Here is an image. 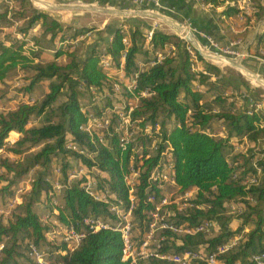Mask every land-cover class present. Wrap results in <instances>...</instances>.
Segmentation results:
<instances>
[{
	"label": "trees",
	"instance_id": "16d2710c",
	"mask_svg": "<svg viewBox=\"0 0 264 264\" xmlns=\"http://www.w3.org/2000/svg\"><path fill=\"white\" fill-rule=\"evenodd\" d=\"M11 1L12 10L6 1L0 8V83L12 70H18L28 74V85L22 89L24 93H32L41 83H47L48 91L34 103H20L14 110L0 112V150L5 153L0 156V199L5 203L20 180L36 170L29 195L21 197V203L9 219H0V243H4L0 264H19L21 259L28 262V242L48 248L50 255L60 264H130L129 261H122L123 243L118 232L101 230L90 233L68 256L55 255V250L65 247L55 245L46 238L49 227L41 222V214L50 207L48 194L52 187L48 180L53 176L52 165L57 161L62 166L63 177L72 168L71 162L96 165L107 173L108 178L104 182L116 193V198L122 199L125 206L128 203L120 167L114 161L116 140L109 139V148L95 145L86 133L79 130L87 120V112H82L81 99L86 97L90 88L101 91L111 88V81L98 66L97 46L81 58L76 50L69 52L62 47L55 48L53 56L45 60L44 47L38 45L37 40L34 41L38 50H33L25 49L26 42L18 41L13 34L2 36L4 24L15 21L25 23V27L16 32L26 36L31 29L41 25L43 36L49 34V41L55 43L66 40L67 33L69 38L76 39L78 34L95 29L76 31L71 27L65 28L47 13L35 10L29 0ZM240 1L203 0L212 9L221 8L218 13L220 19L238 15ZM123 36L121 29H116L106 50L115 67L119 66L121 54L125 51L123 68L127 77L137 72V56L147 57L148 53L162 49L164 45L176 48L174 57H166L158 66L139 73L138 88H148L152 96L143 99L140 109L134 113L152 122H160L164 142L172 155L180 193L196 191L194 198L189 200L191 207L179 209L173 205L164 208V213L175 225L194 227L211 221L219 229L211 237L201 233L190 236L159 231L156 239L163 237L164 240L160 242L158 252L182 254L190 250L210 253L245 231L237 246L218 257V264H255L249 260L250 256L264 253V109L255 111L246 101L241 106L235 105L229 97L217 92L212 100L209 94L226 87L244 90L253 99L256 94L243 83L244 89L225 83L219 68L195 50L192 51L198 68L193 69L185 42L175 35L155 31L147 51L143 49L145 34L138 27L130 29V44L127 47ZM61 56L68 58L65 64L57 63ZM256 100L255 103L259 104L260 101ZM90 107L96 112L95 107ZM40 119L41 125H32ZM217 123L221 127L218 132L214 131V124ZM12 132L17 133L18 138L10 147L4 148ZM67 142L86 147L96 154L89 159L67 151ZM235 143L243 145L237 153L233 151ZM155 161L157 159L148 161L146 166L151 168ZM149 170L146 168L142 172L135 192L132 220L133 234L137 230L135 225L139 229L137 236L133 237L136 245L147 235L150 212L154 209L148 201L152 191L147 183ZM251 179L256 182L250 183ZM238 202L241 209L231 216L227 207ZM37 205H44L45 209L38 211ZM58 210L56 218L64 225H76L90 216L116 220L108 207L86 195L79 183L72 184L63 192ZM234 219L237 220L236 228L230 229ZM138 264L173 263L151 258ZM190 264L206 263L194 261Z\"/></svg>",
	"mask_w": 264,
	"mask_h": 264
},
{
	"label": "built area",
	"instance_id": "2783aa9c",
	"mask_svg": "<svg viewBox=\"0 0 264 264\" xmlns=\"http://www.w3.org/2000/svg\"><path fill=\"white\" fill-rule=\"evenodd\" d=\"M6 1V0H5ZM31 1V0H30ZM72 5L80 6V0H69ZM96 3L98 0H92ZM205 8L212 9L211 6L205 5L203 0H198ZM9 8H12L11 0L6 1ZM32 2V1H31ZM137 10L146 13H156L166 18L161 10H165L160 0H131ZM34 4V2H32ZM146 4H150V9H143ZM247 4V5H246ZM249 0H241L239 4L240 13L236 16L237 20L243 21L245 16L251 14L248 7ZM250 13V14H249ZM173 10L169 9L167 18L169 19L170 27L177 31V25L182 26L194 36L195 30H192L187 22L179 21L173 17ZM176 26V27H175ZM161 25L153 22L145 32V44L148 50V44L155 31H158ZM123 36L125 47L130 44L128 33L125 27L120 28ZM160 31V30H159ZM230 32H235L233 26L229 27ZM162 32V31H161ZM179 32V31H178ZM90 34V33H88ZM87 34V35H88ZM87 35H80L73 41L59 42L57 47L61 48L64 45H70V50H74L78 43L85 39ZM176 36L185 42L187 51L191 54V67H196L195 55L192 50H195L190 45L185 36L180 32ZM201 37L207 42L206 46L199 45V49L205 53L212 54L221 58L229 59L238 63H242L247 59H257L256 56H250L246 52L237 49L240 44L239 40H233L228 46H219L214 40L205 35ZM18 41L29 42L25 36H17ZM33 50H38V47L33 42L28 45ZM26 47V46H25ZM24 47V48H25ZM96 50L99 52L98 66L111 81V88H104L102 91L95 88L88 90V95L91 100L90 105L83 106L82 112H87L86 123L79 127V130L86 133L95 145H102L109 148V139H115L117 143V152L114 161L118 163L122 175L123 189L126 192L128 203L125 206L120 198H116V193L112 192L108 183L104 182L108 178L107 173L101 171L96 165L87 166L85 164H76L74 167L67 170L65 177L62 176V166L53 164V176L48 180L51 183V190L48 194L49 203L48 211L42 216L41 222L49 227L46 237L55 245H63L64 249L55 250V255L68 256L79 248L82 241L90 233H96L101 230H110L120 234L123 248L122 261H129L130 264H138L139 261L148 259H157L173 264H190L194 261L205 262L206 264H218V257L227 253L229 250L237 246L243 239L245 231L236 234L221 244L210 253H202L201 251H184L182 254H161L158 250L161 248L160 242L163 237L156 239V234L159 231H170L177 235L195 234H210L214 228V223L206 221L194 227L183 225H175L171 223L164 208L169 205H176L179 209L191 207L189 203L191 196L188 193L181 194L175 181V171L172 163V155L170 148L166 145L163 138V132L159 121L152 122L144 116H135L134 113L140 109V104L143 99L152 96V92L148 88L139 89L137 79L139 73L147 69L158 66L166 57H174L176 48L173 45H164L162 49L151 51L147 56V60L137 61V72L132 76L127 77L124 72L125 51L121 54L119 66L115 67L111 56L107 53L106 47ZM264 57V52H261ZM205 59L203 56H201ZM207 60V59H205ZM264 64V62H263ZM259 76V75H258ZM264 81V78H261ZM253 84V83H252ZM255 85V84H254ZM257 86V85H255ZM239 101H246L250 107H254L255 111L261 109L262 104H256L255 100L244 91L234 93ZM33 101H24L22 103L30 104ZM96 108L93 112L91 107ZM13 144L12 141L6 139L5 146ZM65 150L77 153L85 158L92 159L96 152H90L86 147H79L76 144L67 142ZM2 151V150H0ZM157 159L151 168L146 166L148 161ZM150 169L147 175V183L152 188L151 194L148 195V201L154 205V209L150 212L151 222L144 240L138 245L133 240V220L132 212L134 209L135 192L140 185L142 172ZM250 183H255V179H251ZM79 183L80 188L86 195L92 198L95 202L101 203L108 207L110 213L115 215L116 220H103L98 217H87L81 223L76 225L62 224L56 216L59 215L58 206L62 199L63 192L72 184ZM168 189L176 190V197L169 200L166 196ZM24 192V187L19 186L12 198H9L2 206H0V219L7 220L11 217L12 212L17 205L21 203V196ZM196 193V191L194 192ZM158 199V200H156ZM250 200V199H249ZM158 201V202H156ZM232 214L240 211L241 206L232 205ZM47 209V208H46ZM55 238V239H54ZM56 240V241H55ZM152 244L154 245L151 248ZM4 249V243H0V257ZM27 264H60L55 258L50 255L47 248H40L34 243L28 242L26 249ZM255 264H264V253L252 254L249 259Z\"/></svg>",
	"mask_w": 264,
	"mask_h": 264
},
{
	"label": "rangeland",
	"instance_id": "374dc122",
	"mask_svg": "<svg viewBox=\"0 0 264 264\" xmlns=\"http://www.w3.org/2000/svg\"><path fill=\"white\" fill-rule=\"evenodd\" d=\"M6 1H9V0H6ZM43 1L45 2L44 4H49V5H52V6L72 5V2H70V3L69 2L68 3H62V1H61V3H53L50 0H43ZM249 3L253 4V5L252 4H248L249 8H252V7H254V8L258 7L259 8V13L254 15V19L253 20H255L256 22L264 20V0H250ZM93 4H94V6L96 5V3H93L92 0H84V3H82V5H80V6H87L89 8H92V9H86L84 11H49L47 9L35 8L33 3L31 2V6L35 10H37L39 12L47 13L53 19L57 20L59 22V24L62 25L63 27H65V28L71 27L73 30H76V31H80L81 29H87V28H89V29L90 28L91 29L95 28L96 29V27L94 25H96V24L98 25L105 18L106 19L107 18H111V19H114V18L115 19H119L120 18V16H119L120 13H118V11L115 8H110L108 6H104L103 7L102 5H100L98 7L96 5L97 8H100V9H96L95 7L91 6ZM4 5H5L4 0H0V8L3 7ZM8 7H9V5H8ZM102 9L109 11V13H107V15H103L102 14L103 12L101 11ZM165 16L167 17V15H165ZM122 19L125 20V18H122ZM126 19L128 20V18H126ZM15 22H16V24L14 22L9 23V24H4L5 29H4V31L2 29L3 32L1 33V35L3 36L4 33L8 34V35L9 34H13L14 35L13 37L15 38L16 37L15 33H18L16 31L20 27L21 28L25 27V23L24 24L22 22L18 23L19 21H15ZM153 22H157L158 25H161V28H158V31L160 30V32L162 31L163 33H167V34H171V35H175V36H176L177 33H179L178 29L176 31L173 27L169 28V25L167 23H164L163 21H160V20L155 19V18H151V20H142V21L140 20V22H137V23H144V24L151 23L152 24ZM247 22H250V20L247 19ZM135 27H136L135 25L130 26L131 29H133ZM107 29H111V26H108ZM43 31H44V28L41 27V25H38L36 27V32L35 33L32 32V34H30V36H31L30 40L33 43H36L34 40H37V44L40 45L41 47H44L43 48L44 49L43 52L47 53V55L43 54V59L46 60L49 56L50 57L53 56V52L49 53L48 50L49 49L53 50V49L57 48V45H58L59 42H56V43L55 42H50L49 41V37H50L49 34L46 35V36H43ZM88 33H90V34H88ZM100 33L101 32L94 31V30L84 31V33H83L84 35L88 34L87 37L85 38L87 40H85V41H83L84 39L81 40L78 43L77 47L74 50H71V51H70V45H68V44L64 45L62 48L67 50V51H69V52H72V51L76 50L77 51V55L81 58L86 53L85 49H87L88 46L89 47L91 46V44H90L91 41L89 43H87L88 39L91 38L93 40L94 37L96 39V37L97 38L99 37ZM83 34L80 33L75 38H78L80 35H83ZM67 35L68 36H66V40H64V41H68L69 42V41H73L74 40L73 38H69L70 37L69 33H67ZM91 35H94V37H91ZM64 41H62V42H64ZM260 51L262 53L264 52V46L262 47V50H260ZM260 51H258V54L254 53V55H253V56H256L258 58V60L257 59H252L251 61H248V62L246 60V61H244L245 63L243 62V63H239V64H241L242 67H244L246 70H249L250 72L259 75L260 78H264V69H263V65H262L263 62H264V57L261 55ZM227 60H229V59H227ZM67 61H68L67 57L61 56L60 59L57 60V63L65 64ZM207 61L212 63L213 65H215L216 67L219 68V70L222 73V76L224 78L225 83L227 82V83L239 85V87L241 89H244V85H242L241 83L247 85L245 87H248V89H251L256 94V98H254V100L255 99L259 100L260 103L262 104V106L264 107V86H262L261 84H259L255 80H253V78L251 79L250 77H248L249 74H247L245 71L242 70L241 71L242 73H240V71L230 67V65H228L226 63H223L222 60H217L218 62L215 61V60L214 61L207 60ZM195 68L197 69L198 67L196 66ZM253 69H254V71H253ZM256 71H258V73ZM254 84L257 85V86H255ZM27 85H28V74L22 73V72H20L18 70H12L7 75L5 80L2 83H0V112H6L8 110H13L16 105H19L20 103H22L24 101H33L32 103H34L35 101H37L39 99H42L43 96L48 91L47 83H41V84H39V85H37L35 87V89H34V91L32 93L27 94V93H24L22 91V89L24 87H26ZM239 91L240 90H238V89H234V87L233 88L232 87H226L224 90H218V91H215V92L214 91L210 92L209 99L212 97V100H213L215 98V95H218L217 93H221V95L223 97H229L231 103H234L235 105L241 106L242 105V101H240V100L238 101L237 97H236L235 100L231 99L232 97L233 98L235 97L234 93L235 92L238 93ZM241 91H244V90H241ZM210 95H212V96H210ZM81 103H82V105L83 104H86V105H90L91 104V100H90L88 94L86 95V97L81 99ZM41 121H42L41 119L37 120L32 125L39 126V125H41ZM220 128H221L220 127V123L214 124V131L218 132L220 130ZM11 145H7L6 147H10ZM3 155H5L4 150L0 151V156H3ZM56 163H58L57 165H60L58 161L55 162L54 164H56ZM71 163H72L71 167H74L73 166L74 162H71ZM35 171L36 170L31 171L25 177H23L20 180L19 184L16 185L12 195L9 196L8 198H12L14 196V194L16 192V189L19 186H23L24 187V192H23V194L21 196L22 199L26 198L27 195H29L30 188H31V183H32L33 178H34ZM0 173H1V170H0ZM166 196L169 198L170 201L173 200L174 197H176V190L175 189H168L167 193H166ZM194 196H195V193L192 194L191 198H193ZM3 204H4V201L0 199V206H2ZM237 204H239V202L230 204L227 207L228 212H229V214H231V216H235L236 215V212L233 213V214L231 213L232 212L231 211L232 210L231 206L233 205L235 207V205H237ZM40 206L41 205H37V208H39ZM168 207H170V205ZM48 209L49 208L45 209V213L44 214L47 213ZM236 223H237V220L234 219L232 221V223L230 224V226H229L230 229H235L236 228ZM135 228L137 230H136V232H134L133 237H136L137 234H138V231H139V229L137 228V225H135ZM218 230H219L218 226L214 223V228L212 229L210 234H206V235L208 237H211L212 235L216 234L218 232ZM55 243L58 245L60 242L56 241ZM19 264H27V262H26V260L21 259L19 261Z\"/></svg>",
	"mask_w": 264,
	"mask_h": 264
},
{
	"label": "crops",
	"instance_id": "0c3cea01",
	"mask_svg": "<svg viewBox=\"0 0 264 264\" xmlns=\"http://www.w3.org/2000/svg\"><path fill=\"white\" fill-rule=\"evenodd\" d=\"M50 1H52L53 3H61V1H62V3H68V2L70 3L69 0H50ZM80 1L82 3H84V0H80ZM160 1H161V4L163 5V7L165 8V10H161L162 11L161 13H163L164 15H168L169 9L173 10V12H174L173 17H175L179 21L187 22L190 25V27L192 28V30H195L194 37H195L197 43L201 46L207 45V42L201 37V35H205L207 37H210L219 46H223V47L228 46L230 44V42H232L233 40H239L240 44L237 47V49L242 51V52L248 53V55H250V56H253L254 53L258 54V51L262 50V47L264 46V38H263L264 37V20H261L258 22L253 20L254 15L259 13L258 7L250 8V10L252 11L251 14L249 13L250 14L249 16H245L243 21H239L236 19L237 15L229 17V18H225V19H220L218 16V13L220 12L221 8H215V9L205 8L204 6H202V4L198 0H160ZM29 2L31 3L30 0H29ZM42 3H45V2H42ZM249 4H252V3H249ZM45 5H48V4H45ZM96 5L98 7L100 5H102L103 7L108 6L110 8H115L118 11V13H120V15H119L120 18L119 19H115V18L114 19H111V18L106 19L105 18L98 25L97 24L94 25L96 27V29H94V31H98L101 33H100L98 38L96 37V39H95L94 35H91V37H94L95 40L94 39L92 40L91 38L88 39L87 43H89L91 41L90 44L92 46H90V47L88 46L87 49H85L86 52H88L91 48H93V46H99V48L107 47L108 44L110 43L111 39H112L113 33L118 28L125 27L127 30V33H128L129 40H130V29H131L130 26L135 25L136 27H138L140 29V31L143 33V35L145 34L146 29L149 28V26H151V23H147V24L137 23V22H140V20L141 21L142 20H151L150 17L122 15L123 12L126 13V12H130L134 9L135 10L139 9V8H135V6L132 4L131 0H98L96 2ZM96 5L94 6V4H93L91 6L95 7L96 9H100V8H97ZM150 8H151L150 4H146L143 9H150ZM101 11L103 12L102 13L103 15H107V13L104 12L105 11L104 9H102ZM138 12L143 13V11H138ZM144 13H146V12H144ZM122 18H125V20H123ZM126 18H128V20ZM166 19L169 20L167 17H166ZM247 19H249L250 22H247ZM14 23L16 24V22H14ZM18 23H21V21H19ZM108 26H111V29H107ZM230 26L234 27V29H235L234 33L229 31ZM36 27L31 29L28 32V35L25 36L26 39H29V42H31L30 34H32V32L33 33L36 32ZM176 28L178 29V31L181 34H183L185 36L184 31H186V29H183L179 25H177ZM2 29L4 31L5 27H3ZM20 35L24 36L21 33H15L16 39H17V36H20ZM85 40H87V39H84L83 41H85ZM23 42H25V41H23ZM28 43L25 44V46H26V47L24 46L25 49H30V47L27 46ZM143 49L147 51L146 44L144 45ZM48 51H49V53L50 52H53V54L55 53L54 49L53 50L49 49ZM44 55H47V53L44 52ZM149 55H150V53H148V56ZM48 58H51V57L49 56ZM146 58L147 57H145L143 55L137 56L136 62L147 60ZM58 59H60V58H58ZM251 60L252 59H247V62L251 61ZM262 65H263V69H264V64H262ZM253 71H254V69H253ZM256 72L258 73V71H256ZM15 107H14V109H15ZM261 109H264V107L262 106ZM220 135H222V134H220ZM17 138H18V134L12 132L7 139L14 143ZM242 149H243L242 144H236V143L234 144V147H233L234 153H237L238 151H241ZM194 192H195V190H191V191H188L186 193H188L190 196H192V194H194ZM193 198H191V199H193ZM42 206L37 208V210L43 211V209H45V208H44V205H42ZM43 215H45V214L42 213L41 218ZM236 225H237V223H236ZM47 240L49 241L48 238H47Z\"/></svg>",
	"mask_w": 264,
	"mask_h": 264
},
{
	"label": "water",
	"instance_id": "95a60500",
	"mask_svg": "<svg viewBox=\"0 0 264 264\" xmlns=\"http://www.w3.org/2000/svg\"><path fill=\"white\" fill-rule=\"evenodd\" d=\"M31 1L34 2V0H31ZM34 7L38 8L35 5H34ZM86 9H92V8H89L87 6H77V5H67V6H52V5H50L47 8V10H49V11H84ZM104 12L105 13H109V11H107V10H105ZM122 15L143 16V17L155 18V19H158L160 21H163L164 23H167V24L171 25L169 20H167L162 15H159V14H156V13H144V12L142 13V12H138V11H130V12H127V13L123 12ZM180 27H182V26H180ZM185 39L190 45H192L194 47L195 51L200 56H203L205 59L211 60V61L221 59L223 61V63H226V64L230 65V67L240 71V73H242L241 72L242 70L245 71L247 74L251 75V78H253L256 82H258L259 84L264 86V81L257 74H254V73L250 72L249 70H246L244 67H242L241 64L201 51L199 49V44L197 43L195 37L189 31H187V35L185 36Z\"/></svg>",
	"mask_w": 264,
	"mask_h": 264
},
{
	"label": "bare ground",
	"instance_id": "6f19581e",
	"mask_svg": "<svg viewBox=\"0 0 264 264\" xmlns=\"http://www.w3.org/2000/svg\"><path fill=\"white\" fill-rule=\"evenodd\" d=\"M40 0H34V5L36 6V7H38V8H40V9H47L50 5L48 4V5H45L44 3H41V2H44V1H40ZM183 29H185L184 27H182ZM184 34H185V36L187 35V31H184ZM218 60H221V59H218ZM215 61H217V60H215ZM218 62V61H217ZM247 75V74H246ZM248 77H250L251 78V76L250 75H248ZM252 79V78H251ZM254 80V79H253Z\"/></svg>",
	"mask_w": 264,
	"mask_h": 264
}]
</instances>
